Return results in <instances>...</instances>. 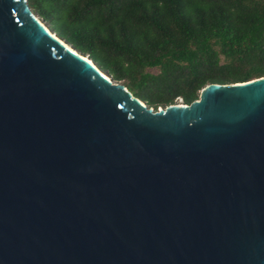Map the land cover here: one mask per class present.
<instances>
[{"label": "water", "instance_id": "obj_1", "mask_svg": "<svg viewBox=\"0 0 264 264\" xmlns=\"http://www.w3.org/2000/svg\"><path fill=\"white\" fill-rule=\"evenodd\" d=\"M0 264H264V77L155 109L0 0Z\"/></svg>", "mask_w": 264, "mask_h": 264}, {"label": "trees", "instance_id": "obj_2", "mask_svg": "<svg viewBox=\"0 0 264 264\" xmlns=\"http://www.w3.org/2000/svg\"><path fill=\"white\" fill-rule=\"evenodd\" d=\"M114 81L155 109L210 84L264 77V0H27Z\"/></svg>", "mask_w": 264, "mask_h": 264}, {"label": "rangeland", "instance_id": "obj_3", "mask_svg": "<svg viewBox=\"0 0 264 264\" xmlns=\"http://www.w3.org/2000/svg\"><path fill=\"white\" fill-rule=\"evenodd\" d=\"M178 103L180 104V103H182L181 101H178Z\"/></svg>", "mask_w": 264, "mask_h": 264}]
</instances>
